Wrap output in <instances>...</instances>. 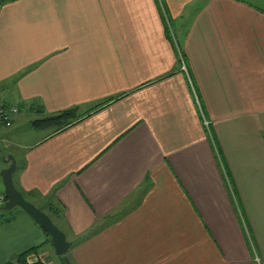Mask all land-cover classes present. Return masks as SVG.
<instances>
[{"label": "crops", "instance_id": "crops-1", "mask_svg": "<svg viewBox=\"0 0 264 264\" xmlns=\"http://www.w3.org/2000/svg\"><path fill=\"white\" fill-rule=\"evenodd\" d=\"M0 89L14 185L73 264H264V0H0ZM32 103L83 118L16 133ZM11 216L0 264H60Z\"/></svg>", "mask_w": 264, "mask_h": 264}, {"label": "water", "instance_id": "water-1", "mask_svg": "<svg viewBox=\"0 0 264 264\" xmlns=\"http://www.w3.org/2000/svg\"><path fill=\"white\" fill-rule=\"evenodd\" d=\"M7 161L10 162L9 167L5 168L1 172L6 200L0 209L8 211L15 207H19L25 211L51 236L52 246L55 253L59 256H65V264H72L70 259L66 256L72 246V242L68 240L66 234L53 222L51 217L46 212L27 200L15 187L13 174L17 167L16 160L12 155H10Z\"/></svg>", "mask_w": 264, "mask_h": 264}, {"label": "trees", "instance_id": "trees-1", "mask_svg": "<svg viewBox=\"0 0 264 264\" xmlns=\"http://www.w3.org/2000/svg\"><path fill=\"white\" fill-rule=\"evenodd\" d=\"M18 106L21 108L24 105L18 104ZM31 107H33V109H35L36 112L39 113L38 117L30 121V127L36 131L48 130L51 133H57L72 126L73 124H75L76 122L80 121L83 118V115L79 113L77 108L65 109L55 114H44L42 109L39 108L40 107L39 105H35V103H32V105H30V108ZM47 208H48V212L46 213L51 217V219L54 222V217H56L59 214V207L55 205H48ZM12 213H13V209L8 211L0 209V225L10 221L12 219L11 216ZM46 234L48 236V242L52 244L51 236L47 232ZM41 248L42 245L32 247L17 255V257L13 261H9L5 264H49L40 258H38L35 261H29L28 256L30 254L39 253V250ZM59 257L62 258L61 264H65L64 257L63 256H59Z\"/></svg>", "mask_w": 264, "mask_h": 264}, {"label": "rangeland", "instance_id": "rangeland-1", "mask_svg": "<svg viewBox=\"0 0 264 264\" xmlns=\"http://www.w3.org/2000/svg\"><path fill=\"white\" fill-rule=\"evenodd\" d=\"M3 94H4V92L0 89V101L3 98V96H4ZM32 119H34V118L31 117V119H29V123H27L26 126L21 125L20 123H18L16 125V129H15L16 133L22 134L24 136H30V137H31V135H37V137L40 136L41 133L33 132L34 130L30 127V121ZM24 128H26V129H24ZM12 129H13L12 126L11 127H6L5 125L1 124V122H0V189L3 191L2 193H0V207L3 206L4 200L6 199L5 198V195H4V186H3V183H1L2 182L1 181L2 180L1 172L5 168L9 167L10 162L7 161L8 160V157L10 155H12L14 157L13 153H11V152H13L16 149V146H13L12 143L7 139V137L10 136ZM27 129L30 130V131H28ZM2 198H4V200H2ZM18 208L19 207H15L14 209H18ZM68 255L69 254L67 253L66 256L68 257ZM63 257H65V256H63ZM61 260H62V258H60V264H61Z\"/></svg>", "mask_w": 264, "mask_h": 264}, {"label": "built area", "instance_id": "built-area-1", "mask_svg": "<svg viewBox=\"0 0 264 264\" xmlns=\"http://www.w3.org/2000/svg\"><path fill=\"white\" fill-rule=\"evenodd\" d=\"M20 112L17 104L0 105V122L6 127H11L15 116ZM208 125L207 121H204ZM4 200V198H2Z\"/></svg>", "mask_w": 264, "mask_h": 264}]
</instances>
